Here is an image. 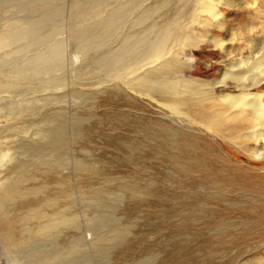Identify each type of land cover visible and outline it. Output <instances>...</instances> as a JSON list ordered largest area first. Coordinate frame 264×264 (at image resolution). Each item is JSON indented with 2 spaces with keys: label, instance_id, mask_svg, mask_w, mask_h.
<instances>
[{
  "label": "rangeland",
  "instance_id": "rangeland-1",
  "mask_svg": "<svg viewBox=\"0 0 264 264\" xmlns=\"http://www.w3.org/2000/svg\"><path fill=\"white\" fill-rule=\"evenodd\" d=\"M161 1L0 0V198L20 184L67 218L24 245L0 229V264H264V159L253 157L255 144L214 141L197 124L181 129L127 85V37L139 41L180 4ZM234 5L223 7L224 30L193 28L238 38L231 56L212 44L181 53L180 76L221 79L246 40L262 38L264 0ZM155 123L174 135L150 139ZM21 200H4L0 216L26 213ZM31 245L62 253L39 261Z\"/></svg>",
  "mask_w": 264,
  "mask_h": 264
},
{
  "label": "bare ground",
  "instance_id": "bare-ground-1",
  "mask_svg": "<svg viewBox=\"0 0 264 264\" xmlns=\"http://www.w3.org/2000/svg\"><path fill=\"white\" fill-rule=\"evenodd\" d=\"M189 1L177 0L180 4L177 9L171 11V16L168 15L166 20L163 18L162 23L154 22L156 24H152L146 32L144 31L145 35L139 38V41L134 42L127 37V85L134 92L158 104L165 117L169 118L171 123H178L181 129H187V124H197L199 129L209 133L208 136H211L214 141L216 138L226 143L238 141L246 148L249 142H253L256 147L252 149L253 157L264 159V92H252V89L264 84V35L260 39H251L252 42L254 41L251 45L246 40V45L243 44L239 50L240 58L229 62L228 67L222 72L221 79L205 81L180 76L179 71L185 68L180 58L181 53L187 51L193 53L194 50L212 44L229 56L231 54L229 49H235V42H239L238 38L226 40L198 36L193 29L195 25H198L203 29L214 26L218 30H224L223 7H235V0H193L191 7ZM168 2L164 0L162 4L167 6ZM187 7L190 10H187ZM159 8H161L160 5L139 17L147 20ZM206 15L209 20L204 18ZM253 28L254 26L250 25L249 31L253 32ZM244 46L248 47L247 56L243 54ZM159 71L162 72V76L154 77L153 75ZM219 87L223 89L221 93L216 91ZM160 123L167 124L157 122L158 125ZM154 126L150 139L155 133L157 135L161 133L162 138L174 135L169 130H159L156 128V123ZM149 146L152 149L157 148L156 141L151 142ZM146 189L148 186L143 187V190ZM28 192L20 184H16L11 191H7L0 198V207H3L4 200L13 196L22 199L23 206L31 207L26 213L24 211L17 214L7 212L0 216V229L7 232L11 243L13 241L17 244L13 236L16 234L19 235L18 241L21 244L36 235H49L57 224L67 219L56 210L53 202L46 201L44 206L39 204L38 198H28ZM58 192L61 195L66 194L62 188H59ZM46 208H52V215L45 211ZM197 215L189 216V218L192 219ZM258 220H262V217H258ZM17 223L23 224V228L18 230ZM231 228L232 226L228 227L225 234L227 231L231 232ZM220 231L222 230L218 232ZM263 239L261 238V241ZM29 250L36 254V259L39 261L41 259L50 261L54 253L56 256L62 253L61 246L42 250L41 245L40 247L31 245ZM246 264H259V260L254 257Z\"/></svg>",
  "mask_w": 264,
  "mask_h": 264
}]
</instances>
